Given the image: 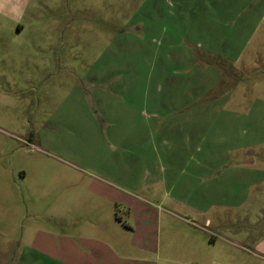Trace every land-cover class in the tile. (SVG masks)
<instances>
[{"label": "rangeland", "instance_id": "rangeland-1", "mask_svg": "<svg viewBox=\"0 0 264 264\" xmlns=\"http://www.w3.org/2000/svg\"><path fill=\"white\" fill-rule=\"evenodd\" d=\"M263 157L264 0H0V215L117 245L134 221L103 180L179 260L264 264Z\"/></svg>", "mask_w": 264, "mask_h": 264}, {"label": "crops", "instance_id": "crops-1", "mask_svg": "<svg viewBox=\"0 0 264 264\" xmlns=\"http://www.w3.org/2000/svg\"><path fill=\"white\" fill-rule=\"evenodd\" d=\"M245 164L253 165L254 159L245 161ZM24 175L25 173H22V176ZM93 181L101 186L99 191L95 190L100 198L113 203L116 207L120 203L125 205L132 216L134 222L126 225L128 236L125 240L115 239L117 245H114L111 241L98 236L51 232L49 229L36 226L35 221L26 226L21 221L24 218V211L28 218L30 216L34 218V213L29 214L28 210L19 208L17 200L11 198L7 201L6 211L0 215V219L9 226L4 229L0 227V264H189V262L206 264L203 260L205 256L208 264H222L205 253L203 246L197 251L196 248H190L189 256L179 260L183 253L189 252V248L181 245L173 236L178 232L177 229H163L158 212L152 209L156 207L153 202L109 182ZM113 187L118 188L115 189L117 192ZM109 190L119 192L124 197L122 201L117 199L114 201ZM7 191L10 192L9 189ZM166 213L180 219L173 211ZM176 253H180L179 256H176Z\"/></svg>", "mask_w": 264, "mask_h": 264}, {"label": "trees", "instance_id": "trees-1", "mask_svg": "<svg viewBox=\"0 0 264 264\" xmlns=\"http://www.w3.org/2000/svg\"><path fill=\"white\" fill-rule=\"evenodd\" d=\"M116 219L118 220V221H120V219L116 216Z\"/></svg>", "mask_w": 264, "mask_h": 264}]
</instances>
